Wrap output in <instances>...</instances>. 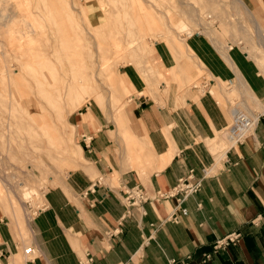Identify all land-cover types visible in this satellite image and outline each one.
I'll list each match as a JSON object with an SVG mask.
<instances>
[{
  "label": "crops",
  "instance_id": "0c3cea01",
  "mask_svg": "<svg viewBox=\"0 0 264 264\" xmlns=\"http://www.w3.org/2000/svg\"><path fill=\"white\" fill-rule=\"evenodd\" d=\"M246 3L264 29V5ZM188 47L211 77L210 86L235 85L240 77L263 109L264 78L236 45L226 48V56L198 37ZM155 52L164 66L171 62L167 53ZM131 74L140 141L126 150L111 123L89 107L81 113L93 117L85 124L78 119L83 161L44 192L29 221L31 251L24 264H77L87 253L94 264H264V115L244 141L234 144L226 135L222 147L220 135L241 111L221 107L209 84L200 95L194 90L183 99L169 94L160 101L143 95L142 80ZM139 144L146 154L140 163ZM190 174L202 186L184 201L187 214L178 222L168 220L174 198L150 200L126 215L128 188L142 187L155 197ZM233 232L240 234L237 243L212 253L215 239ZM23 249L0 218V264Z\"/></svg>",
  "mask_w": 264,
  "mask_h": 264
},
{
  "label": "rangeland",
  "instance_id": "374dc122",
  "mask_svg": "<svg viewBox=\"0 0 264 264\" xmlns=\"http://www.w3.org/2000/svg\"><path fill=\"white\" fill-rule=\"evenodd\" d=\"M67 1L71 2L70 4L73 8L70 9V22H72L73 28L71 26L62 25L59 33L56 34V31H53L54 41L57 40V37H60L58 39H60L61 43L59 42L57 47H64L67 50L66 56L71 58L78 59V56L86 53L88 57L87 60L89 61H92L91 59H93L94 56L93 48H95V46L98 47V52H100L101 55L106 54V56H104L105 58L103 57V61H106V64H108L107 67L109 70L107 72L110 76L119 81L122 87L120 86L117 95L112 92L111 87L105 82L104 75H102L103 78L98 77L96 82L90 81V85L84 88H78L69 95L67 101L65 102L64 109L66 114L63 118L57 120L56 116H54V122L52 125L46 127L43 126L39 129L37 138L35 139L36 142L42 145L41 148L32 150L29 149L31 152L26 156L19 155L14 157L13 155H8L7 157L6 153H4L5 156H3L4 158L2 159L1 167L3 174L7 179L6 183H10H7L9 185L6 186H13H10V197H13L14 200L16 218L15 220H12L7 216V207L1 197L2 194H4V189H2V192L0 193V218L8 223L15 239L24 247L20 255L11 256V258H18V264H24V260L27 257H30L28 253H25L26 249H30V237L28 225L26 224L27 217L30 221L36 210L41 207L42 197L46 189L57 185L68 172L76 169L80 163H82L80 161L76 166V163L79 160V151L77 149L82 136L79 124L87 123L89 121L87 120L89 114L81 116V113H84L86 108L89 107L96 116L100 118L102 117L108 123H111L115 127L120 140L122 138L123 141L121 140L120 142L124 143L126 150L130 147V144L140 141L132 113L134 105L131 101L132 97L138 93L134 91V89H131L128 84V76H131L133 71L140 77L144 85L142 94L147 95L154 100L160 98L161 101V98H164V96L169 94H174L176 97L183 99L194 90H198L197 95H200L206 89L203 88V86L209 84L207 88V90L210 89L209 91L214 88L222 90L223 99L219 97H217V99L215 96L221 107L230 111L240 110L244 113L261 110V103L253 96V94L252 96L249 95V93L246 95L245 91L240 89L237 91L236 88H234V84L221 83L220 81H217L216 84L210 86L209 80L211 77L207 74L205 68L200 72H197L194 69H189V67L183 64L177 67L175 56L171 50L172 48L170 43L172 40H174V43H186L188 46L189 40L194 37H198V39L203 43L207 41L218 51L222 52L223 55L229 45H236L243 52L248 50L247 46L249 45H245L240 39L238 27L241 26L244 33L252 36L255 34V30H252L254 27L248 20L246 10L238 3V1L169 0L170 3L168 2V4H171V1H173V6L171 5L172 7L166 3V0H161L162 2L160 0H116L117 2L115 0L114 2L113 0H110L109 3L113 4L107 5L104 2L103 7L98 0ZM242 1L247 6V9L248 5L246 0ZM259 1L261 3V0ZM140 2L144 5L145 2L146 4L150 3L148 6L152 8L147 6L146 10H142L139 7ZM194 6L202 7L203 15L200 22L204 28H201V25L197 23L195 20L197 18L196 16L189 14L190 12L193 13ZM82 8H84L86 17L91 20L93 25L104 23L105 25L110 24L108 27L107 25L106 27L105 25H103L104 27H100V31H103L100 37L86 41L84 51H81L80 48L78 49V45L82 42L81 35L86 30H91L87 28L84 20H82ZM103 8L111 11L112 15L109 18V21L111 20V22H108L104 16ZM132 8L134 11H132ZM152 9H154L153 11L155 13ZM164 9L166 13H164ZM167 9L170 11H167ZM186 9L187 11L185 12ZM247 10L252 12L249 8ZM158 13L159 15H163V17L157 15ZM155 16L159 17L156 18ZM158 18L159 21L157 20ZM255 18L261 28H263L262 20L257 16H255ZM9 19V13L0 15V27L3 28ZM61 20L69 22V19H67L63 14H54L47 19L48 23L54 30L57 28V25H61ZM168 20L171 22V26H166L164 24L165 22L170 24ZM58 21L61 22L58 23ZM104 28H107V30L105 29L107 32L103 30ZM83 29L86 30L84 31ZM116 30L117 33L115 32ZM262 30L264 35V29ZM109 31L113 32V34L111 35V32ZM104 32H106L107 35ZM108 34L110 36H108ZM112 38L113 40H111ZM114 39H117L115 41H121L122 44L118 42L117 44L116 42L112 43ZM3 44L4 40L2 36H0V45ZM252 45L256 50H261L256 46V39L254 38L252 39ZM153 46L154 49L158 48L159 51L167 53L171 62L168 63L167 61L165 66L163 64H158L152 54L149 53L151 50L150 48ZM110 47L111 49H108ZM146 48L148 53H146ZM248 59L254 62L260 75L264 78V71L259 67L256 61L250 57H248ZM15 68V64L13 62L10 63V69L13 70L14 74L16 73ZM91 68V66H88L85 74H89L91 72ZM24 75L27 78L30 77L27 72H24ZM161 77L163 78L161 79ZM18 82L19 86L23 87V78L18 76ZM55 85L57 87H61L65 84L58 81ZM39 90V86L34 89L35 92ZM90 90H92V94H90ZM96 91H98V93ZM95 93H97L96 97L94 96ZM50 98H44L46 100L44 101L47 103V109L51 112L52 107L53 109L58 108V105H61L60 103L62 101H59L57 97ZM6 100L7 98H5L4 92H2L0 88V107H2ZM242 100L245 101V104H243ZM63 103L64 102H62V104ZM26 107H28L26 104L18 106L16 113H22L25 111ZM31 111H36L34 105H31ZM80 116L82 118L79 123L78 119ZM88 123H92V121ZM132 129L135 134L132 132ZM220 136L222 138V140L220 139V145L224 147L223 145L227 142L225 131H223ZM139 146L144 155L139 158L135 156V160L138 163L146 158L145 149L141 148L140 144ZM3 182L5 183V181ZM1 186L2 185L0 184V188ZM18 197L22 200L19 201ZM10 260L7 264L10 263Z\"/></svg>",
  "mask_w": 264,
  "mask_h": 264
},
{
  "label": "bare ground",
  "instance_id": "6f19581e",
  "mask_svg": "<svg viewBox=\"0 0 264 264\" xmlns=\"http://www.w3.org/2000/svg\"><path fill=\"white\" fill-rule=\"evenodd\" d=\"M98 1L99 3H101L102 7L104 6L103 4L104 2L107 5L113 4V3H109L110 0L107 1L98 0ZM173 1H171V4H168L169 0L168 1L166 0V3L171 6L173 4L172 3ZM236 1H238V3L245 8L246 14L248 16V20L254 27V29L252 30H255V34L252 36V35H248L247 33H244L243 28L241 26L238 27V32L240 33V39L242 40V42H244L245 45H249L247 46L248 50H246L244 53L246 54L247 57L253 58L256 61V63L259 65V67L264 71V35L262 30L263 28H261L260 24L257 22L254 14L249 10H247L248 8L246 9L247 6L244 4V2L242 0H236ZM70 3L71 2L67 0H0V15L9 13L10 16V19L8 20V22L5 23L3 28L0 27V36H2L4 40V44L0 45V88L1 91L4 92L5 98H7V100L2 105V107H0V184L2 185L0 188L1 189L0 193L2 192V189H4L3 190L4 194H2L1 197L7 207V211H8L7 216L12 220H15L16 213L14 209L13 197L12 198L10 197V190H11L10 186L12 185H10L9 187L6 186L9 185L10 183L9 182H7L9 184L6 183L7 179L6 176L3 174L1 167L2 159L4 158L3 156H5L4 153H6L7 157L8 155L9 156L13 155L14 157L19 155L26 156L29 155V153L31 152L29 151V149L32 150V149L41 148L42 145L36 142L35 139L37 138L39 129L43 126L46 127L52 125V123L54 122L53 120L54 116H56L57 120L63 118L64 115L66 114V111L64 109L65 102L67 101L69 95L78 88H84L90 85V81L96 82L98 80V77H102V75H104L105 82L107 83L108 86L111 87L112 92L117 95H118V90L120 89L121 86V83L116 79H114L112 76H110L109 73L107 72L109 70L107 67L108 64H106V61L105 62L103 61L104 60L103 57L106 56V54L101 55L100 52H98V47H96L95 45H94L95 48L92 47L94 51L93 59H91L92 61L87 60L88 57L86 53H84L81 56H78V59L67 57L66 56L67 50L64 47H59V48L57 47L58 43L59 42L61 43V41L60 39H58L60 37H57L56 41L53 40V31H56V34L59 33L62 25L69 27L71 26L73 28L72 22H70L71 20L70 9L72 8ZM148 4H146L145 2L144 5L141 4L140 2L139 7L142 10H146ZM261 4L264 5V0H261ZM165 9H164V13H166ZM153 10L154 9H152V11ZM82 11H83L82 20H84L87 28L91 30V31H87L86 29H83L84 31L85 30L86 31L83 32L81 35L82 42H80V44L78 45V49L80 48L81 51H84L86 47V41H89L91 39H96L100 37V35H102L103 31H100V27L105 25V23L99 25H93L91 20H89V18L86 17L84 8H82ZM132 11H134V9ZM167 11L170 10L167 9ZM186 11L187 9L185 10V12ZM103 12L107 21L111 22V20L109 21V18L112 15L111 11L103 8ZM54 14L55 15L63 14L67 19H69V22H65L64 20L63 21L61 20L62 21L61 25L60 26L57 25L56 26L57 28L54 30L47 21V19ZM189 14L196 16L197 18L195 20L197 21L198 24L201 25L200 20L203 15L202 7L194 6L193 13L190 12ZM157 15H159V13ZM159 16L163 17V15H159ZM157 20L159 21V18ZM61 21H58V23ZM168 22L170 24H167L166 22L164 24L166 26L169 25L171 26V22L169 20ZM202 27L204 28V26L201 25V28ZM105 29L107 30V28H104L103 30ZM106 32L104 33L107 35ZM115 32L117 33V30ZM112 34L113 32H111V35ZM108 36L110 35L108 34ZM253 38L256 39V44H257L256 46L258 47V49H261L260 51L256 50L252 45ZM111 40H113V38ZM115 40L117 39H114L112 43L113 42H116V44L117 42L121 43V41L119 42ZM171 43H170L172 48L171 50L173 51V55L175 56L177 67L183 64L189 67V69H194L197 72H200L202 69H204L203 64L193 55L192 51L188 48L186 43L178 44V43H174V40H172ZM108 49H111V47ZM150 49L151 50L149 53H151L152 56L157 61V63L161 65V62L158 60V57L156 56L154 46ZM146 53H148L147 48H146ZM224 56H226L225 52H224ZM12 62L15 64L16 67L15 74L13 73V70L10 69V63ZM88 66L92 67L91 72L89 74L88 73L85 74L86 68ZM24 72H27V74L29 73L30 77L27 78L24 75ZM18 76H20L24 80L23 87L19 86ZM162 78L163 77H161V79ZM58 81L64 83L65 85L61 87H57L55 84ZM128 84L131 89H134V87L130 82H128ZM38 86L40 90L35 92L34 89ZM234 88H236L237 91L239 89L244 90L246 95L247 93H249V95L252 96V93L250 92V90L248 89L246 84L241 80L240 77H238V82L237 84H235ZM91 91L92 90H90V94H92ZM96 92L98 93V91ZM97 93L94 94L95 97L97 96ZM211 93L213 94V96H216V98L219 97L223 99L221 89L214 88L213 90H211ZM50 97H57L59 101H62L64 103L62 104L61 102L60 103L61 105H58V108L56 109H53L52 107L50 112L47 109V103L45 102L46 100L44 99V98L49 99ZM242 102L243 104H245L244 100H242ZM23 104H26L28 106L25 108V111H23L20 114L16 113L18 106ZM31 105H34V107L36 108L35 112L31 111ZM87 120H89L88 122L93 121V117L91 114H89ZM77 150L79 151L78 153L79 160L76 163V166L80 161H83L80 147H78ZM139 154L142 155V150H140V148H139ZM3 181H5L6 184ZM18 200L21 201L22 199L18 197ZM26 224L29 226L28 217L26 220ZM17 260L18 258L15 257L11 258L9 264H18Z\"/></svg>",
  "mask_w": 264,
  "mask_h": 264
},
{
  "label": "built area",
  "instance_id": "2783aa9c",
  "mask_svg": "<svg viewBox=\"0 0 264 264\" xmlns=\"http://www.w3.org/2000/svg\"><path fill=\"white\" fill-rule=\"evenodd\" d=\"M260 111H252L247 114L244 112L235 113L232 120L227 125L225 133L232 143H240L244 141L254 130L255 124L260 116L264 115V102ZM205 173V172H204ZM206 174V173H205ZM202 186V179H194L192 175H187L178 180L175 187L166 193L157 192L155 197H149L142 187L134 186L128 188L123 193V203L126 207V215L132 208H141L142 204L153 199H168L174 198L176 205L168 216L171 222H178L180 216L187 214V209L182 206L184 201L198 192ZM240 234L238 232L229 233L221 238L215 239L212 244V253H217L220 250L227 248L230 245L237 243ZM31 249H26L25 253L30 252ZM210 255H205L204 260L208 259ZM170 264H177L176 261H170ZM77 264H94L93 256L86 254L83 259L79 260Z\"/></svg>",
  "mask_w": 264,
  "mask_h": 264
}]
</instances>
